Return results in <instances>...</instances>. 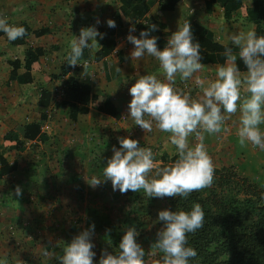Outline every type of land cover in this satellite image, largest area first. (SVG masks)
I'll return each instance as SVG.
<instances>
[{"label": "crops", "instance_id": "0c3cea01", "mask_svg": "<svg viewBox=\"0 0 264 264\" xmlns=\"http://www.w3.org/2000/svg\"><path fill=\"white\" fill-rule=\"evenodd\" d=\"M261 1L0 0V19L26 31L22 38L13 41L0 31V261L59 262L61 242L54 241V248L45 245L47 251L54 250L56 254L48 251L53 254L44 256L41 226L19 216L24 210L23 203L12 200V195L20 182L18 178L26 175L21 170L22 160L31 146L43 142L45 129L59 114L65 113L73 119L68 112V105L73 103L68 98L69 81L98 97L97 105L109 104L103 112L88 104L87 115L80 117H87L88 121L99 117L112 123L122 122L129 130L127 138L138 141V147H157L155 162L171 163L178 152L170 143V134L156 129L154 124L151 132L143 131L130 118L127 107L131 100L129 88L139 76L155 75L164 82L166 78L154 57L131 58L134 46L126 37L131 34L140 38L141 31H147L148 38L156 37L153 31L161 36L172 35L187 21L193 43L200 45L204 69L188 80L177 75L174 87L195 99L202 94L195 84L196 77L212 81L216 69L226 63L222 52H211V47L202 44L201 39L238 52L228 41V35L252 30L258 37L264 36V19L257 17ZM107 20H113L115 27H108ZM152 25L156 26L155 30ZM133 26L135 31L130 33ZM88 27H95L103 38L97 36L98 48L84 49L78 65L72 66L68 63L72 36L78 37L80 29ZM156 38L157 47L162 50L170 37ZM236 63L242 73L246 71L242 61L237 59ZM75 106L81 108L78 103ZM239 118V110L228 116L219 133L198 129L189 137V146L199 143L197 135L202 134L214 168L235 166L246 177L264 185V151L248 142L241 147L237 136ZM259 128L264 133V123ZM16 210L18 214H14Z\"/></svg>", "mask_w": 264, "mask_h": 264}, {"label": "clouds", "instance_id": "9594fccd", "mask_svg": "<svg viewBox=\"0 0 264 264\" xmlns=\"http://www.w3.org/2000/svg\"><path fill=\"white\" fill-rule=\"evenodd\" d=\"M106 23L110 28L115 27L113 20ZM151 28L155 30L156 26ZM0 31L10 41L26 34L23 27L9 25L5 19H0ZM133 31L134 26L129 29L130 33ZM97 36L103 38L95 27L81 28L78 37L72 36L68 63L76 66L84 49L98 48ZM148 36L147 31H141L140 38L131 34L126 37L134 46L131 58L154 57L166 82L155 75L139 76L129 88L128 113L143 131L151 132L154 124L156 129L169 133L170 143L175 146L179 159L174 164L160 167L150 148L138 147L136 140L118 137L120 148L113 147V155L107 160L102 176L111 182L113 191L119 190L121 194L142 190L147 197L186 198L192 192L210 187L214 179V165L203 144V135L198 134L200 142L189 146V137L198 129L209 134L219 133L228 116L239 110V144L243 147L248 142L264 151V133L259 128L264 123V36L258 37L252 30L228 35V41L239 51L226 48L223 53L226 63L216 69L214 80L196 77L195 84L202 94L195 99L174 87L177 75L181 80H188L204 69L200 62V45L193 43L190 24L185 21L178 26L162 50L157 47V38ZM237 59L242 61L245 72L239 70ZM154 169V176L149 178ZM100 183L101 179L94 176L88 184L95 187ZM14 194L22 195L19 186ZM204 219L205 213L199 203L190 211H159L157 220L162 222V227L156 232L151 248L162 256L153 264H189L197 252L186 246L188 234L203 228ZM94 227L91 225L64 245L63 255L58 257L59 264H93L95 253L91 237ZM137 236L134 228H128L119 242L118 251L115 254L102 252L98 264H145V251L136 242ZM42 248L45 249L42 254L48 256L47 247ZM0 264H6V261H0Z\"/></svg>", "mask_w": 264, "mask_h": 264}, {"label": "rangeland", "instance_id": "374dc122", "mask_svg": "<svg viewBox=\"0 0 264 264\" xmlns=\"http://www.w3.org/2000/svg\"><path fill=\"white\" fill-rule=\"evenodd\" d=\"M128 131L122 122L112 123L99 117H91L89 121L83 117L73 122L64 113L45 129L43 142L31 146L22 160L21 170L26 175L19 177L20 182L16 184L22 195L13 194L12 200L23 203L24 210L19 216L39 223L43 246L54 248V241H60L59 246L64 247L74 236L94 225L93 264H98L97 255L106 245L100 247V236L106 232L101 227L107 218L113 223V231L117 232L114 227L117 225L121 235L128 228L137 231L136 242L145 251V264H153L162 256L151 248L160 229L157 227L159 210L149 208L153 197H147L142 190L133 192L132 196L113 191L111 182L102 176L107 160L113 155V147L120 148L118 137L127 138ZM150 149L156 154L157 147ZM171 164L158 163L160 167ZM154 173L155 169L149 173V178ZM94 176L101 179V183L92 187L88 183ZM135 193L137 204L131 201ZM14 214H18L17 210ZM105 227L106 230L107 224ZM60 251L63 255L62 248Z\"/></svg>", "mask_w": 264, "mask_h": 264}, {"label": "trees", "instance_id": "16d2710c", "mask_svg": "<svg viewBox=\"0 0 264 264\" xmlns=\"http://www.w3.org/2000/svg\"><path fill=\"white\" fill-rule=\"evenodd\" d=\"M173 6L174 4L170 8L172 9ZM257 13L259 19H264V0L259 3ZM199 32L204 34L203 31ZM152 35L164 39L171 37L169 34L161 36L156 31H153ZM201 43L208 44L211 52L224 53L228 48L218 46L204 38L201 39ZM67 92L68 98L73 101L68 105V112L74 116L73 122L83 118L79 115H87L88 104L102 112L109 108V104L103 107L97 105L98 97L89 95L87 90L81 89L72 81H69ZM75 103L80 104L81 108L78 109ZM178 159L179 156L172 158L171 163L174 164ZM125 194L132 196L133 192L128 191ZM135 194L131 200L133 203L138 197L137 193ZM262 194H264V185L244 176L235 166H225L214 168V179L210 187L192 192L186 198L153 197L149 208L150 211L153 209L190 211L196 203L202 206L205 213L204 226L195 233L188 234L186 246L192 247L197 252V255L189 260V264H264V198ZM133 206L129 208L132 210ZM104 221L105 223L102 227L100 224L98 229L101 227L104 231L107 230L100 236V247L106 245L105 249L97 255L98 259L102 252L115 254L124 235L118 231L117 225L114 226L117 230L115 232L113 223L108 222L107 218ZM105 224H107L106 230ZM157 227L161 228L162 222L157 220ZM92 251L94 252V247Z\"/></svg>", "mask_w": 264, "mask_h": 264}]
</instances>
